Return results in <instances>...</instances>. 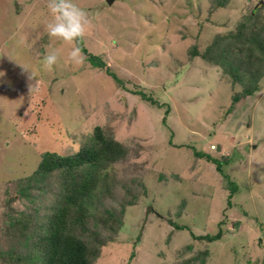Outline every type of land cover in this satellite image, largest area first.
Returning <instances> with one entry per match:
<instances>
[{"label":"rangeland","instance_id":"obj_1","mask_svg":"<svg viewBox=\"0 0 264 264\" xmlns=\"http://www.w3.org/2000/svg\"><path fill=\"white\" fill-rule=\"evenodd\" d=\"M76 3L94 25L84 47L106 68L68 61L70 46L47 34V0H0V252L14 246L12 208L42 223L55 205V179L40 213L20 193L42 154L73 155L99 126L129 154L98 183L101 208L123 225L112 235L92 223L108 242L95 264H264V77L260 91L234 104L243 87L192 55L242 24L247 35H264V0H231L222 9L214 0ZM54 50L61 62L47 71L42 60ZM195 151L220 159L226 177ZM219 231V240L203 239Z\"/></svg>","mask_w":264,"mask_h":264},{"label":"trees","instance_id":"obj_2","mask_svg":"<svg viewBox=\"0 0 264 264\" xmlns=\"http://www.w3.org/2000/svg\"><path fill=\"white\" fill-rule=\"evenodd\" d=\"M214 1L215 8L222 9L227 7L231 0ZM255 27L252 26L251 30ZM246 31L248 26L242 24L237 34L216 37L205 52H199L197 47H193L192 50L194 57L222 68L233 83L243 87L242 92L235 96L234 104L238 103L241 97L253 96L260 91V81L264 77V35L262 32L258 33L256 29L252 31V36L247 35ZM81 46L91 65L97 68L107 67L105 59L88 54L83 42ZM109 74L120 84L121 79L114 72ZM133 93L152 104L159 105L142 90ZM234 104L229 109L231 113ZM162 105L164 104H160L159 107ZM165 112H170L169 106ZM128 154L126 146L105 134L99 126L73 155L61 156L51 151L43 153L37 170L26 179L20 193L21 196L32 200L36 205V213H40L48 207H43L39 203L43 199L41 197L48 194L50 190L48 185L55 179L59 183L58 186L60 185L55 205L47 210V215L42 217V223L36 221L37 215L12 208L9 222L6 224L9 225L7 228H11L8 234L10 240L14 241V246L11 251L0 252V260L4 264H95L101 256L102 248L108 242L92 229V223L95 228L102 227L112 235L123 225L120 216L101 208L104 206L102 195L104 193L98 183L103 178L107 181L108 176H102L107 175L111 166L125 160ZM194 154L197 158L215 164L216 170L225 176L224 163L220 162V159L203 152L195 151ZM231 163L232 161H227L225 164ZM30 189L36 190L37 195L30 194ZM230 191L233 197L237 190ZM177 228L186 229L179 225ZM222 236V231H219L215 236L203 239L215 242Z\"/></svg>","mask_w":264,"mask_h":264},{"label":"clouds","instance_id":"obj_3","mask_svg":"<svg viewBox=\"0 0 264 264\" xmlns=\"http://www.w3.org/2000/svg\"><path fill=\"white\" fill-rule=\"evenodd\" d=\"M47 9L51 17L46 25L48 36L70 46L67 55L69 62L76 66L83 65L86 56L81 44L94 27L88 12L76 3V0H47ZM60 62L61 51L54 50L44 55L42 66L45 70L52 71ZM22 67L29 71L26 66ZM34 76L35 73L30 71L29 79Z\"/></svg>","mask_w":264,"mask_h":264},{"label":"water","instance_id":"obj_4","mask_svg":"<svg viewBox=\"0 0 264 264\" xmlns=\"http://www.w3.org/2000/svg\"><path fill=\"white\" fill-rule=\"evenodd\" d=\"M115 0H107V4L108 5H112V3L114 2Z\"/></svg>","mask_w":264,"mask_h":264}]
</instances>
